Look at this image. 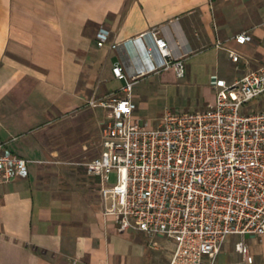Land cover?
I'll use <instances>...</instances> for the list:
<instances>
[{
	"label": "crops",
	"instance_id": "1",
	"mask_svg": "<svg viewBox=\"0 0 264 264\" xmlns=\"http://www.w3.org/2000/svg\"><path fill=\"white\" fill-rule=\"evenodd\" d=\"M155 27L186 74L139 79L135 118L149 127L163 121L156 93L188 92L196 105L186 112L203 111L216 104L217 79L234 84L264 67V0H0V138L31 161L28 178L0 185V264H171L174 241L119 233L103 214L99 179L68 171L88 162L72 160L71 149L86 154L93 132L101 143L110 111L91 102L123 95L114 67L137 72L138 50L125 43ZM240 240L228 239L221 262L242 260ZM244 241L246 264H264V235Z\"/></svg>",
	"mask_w": 264,
	"mask_h": 264
},
{
	"label": "built area",
	"instance_id": "2",
	"mask_svg": "<svg viewBox=\"0 0 264 264\" xmlns=\"http://www.w3.org/2000/svg\"><path fill=\"white\" fill-rule=\"evenodd\" d=\"M161 32L155 27L127 41L138 50L137 72L130 76L116 65L123 95L91 102L110 114L100 155L85 163L86 170L99 179L103 214L114 219L117 231L174 241L171 264H246L250 247L244 237L264 235V111L248 108L264 96V67L234 84L217 79L214 106L168 112L159 127H149L135 118L139 79L169 69L178 78L186 74L185 59L174 57ZM250 40L246 33L237 37L243 44ZM108 41L101 29L99 46ZM231 57L236 63L241 58L234 51ZM30 163L0 138V185L28 178ZM234 235L242 237L236 244L242 260L223 263L219 256Z\"/></svg>",
	"mask_w": 264,
	"mask_h": 264
},
{
	"label": "rangeland",
	"instance_id": "3",
	"mask_svg": "<svg viewBox=\"0 0 264 264\" xmlns=\"http://www.w3.org/2000/svg\"><path fill=\"white\" fill-rule=\"evenodd\" d=\"M159 95L160 94L158 93L155 94L157 99L155 101L154 115L157 118L164 119L168 112L179 114V113H184L188 110H194L195 105H196L192 99V95L188 92L180 91L179 93H173V94L164 93L162 94V97L161 95L160 96ZM248 108H249V111H252V110L264 111V98L261 97L260 99H257L251 102L248 105ZM91 136L92 138L90 140L92 141V146L90 147L89 145L88 149L86 150L84 149L86 151V154H82L83 152L80 154L79 149L73 148L71 149V151L68 153L67 156H69L72 160L81 158V160L88 161V162L90 161V159L96 158L95 156L98 155V148L100 146L99 145L100 143H98V140H96L98 137V133L96 134L95 132H93ZM68 166H69L68 171L73 175L78 174V173L88 174L86 167H85V163L68 164ZM115 181H116V174L114 173L112 175L111 182L115 183Z\"/></svg>",
	"mask_w": 264,
	"mask_h": 264
}]
</instances>
